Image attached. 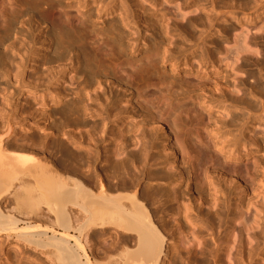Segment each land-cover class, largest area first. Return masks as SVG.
Instances as JSON below:
<instances>
[{
    "label": "bare ground",
    "instance_id": "obj_1",
    "mask_svg": "<svg viewBox=\"0 0 264 264\" xmlns=\"http://www.w3.org/2000/svg\"><path fill=\"white\" fill-rule=\"evenodd\" d=\"M150 1L156 2L155 8L145 7ZM161 1L136 0V16L152 36L140 47L136 41L142 38L141 29L131 13L135 0H0L1 243L14 240L20 254L26 247L38 250L50 264H182L181 247L191 264H205L195 248L197 230L191 231L192 243L185 239L187 228L204 215L196 201L207 204L208 209L217 205L216 212L232 220L234 215L228 217V191L220 185V178L240 189L237 205L241 211L247 210L260 194L264 195V150L258 136L255 133L250 142L255 149L245 150L239 148L241 139L236 137L243 135V126L260 117L250 102H238L224 95L217 98L209 91L218 85L227 87L230 57L249 51L247 34L234 36L233 47L225 50L218 68H214L211 50L206 47L207 36L214 48L219 44L210 33L218 22L209 12L220 13L225 20L233 19L239 24L246 17L245 22L254 27L248 40L260 41L262 53L256 61L242 65H254L259 79L264 80V22L255 26V19L264 12V0H237V6H230L225 0H210L209 7L207 0H182L181 5L188 7L187 17L160 7ZM197 8L206 15L195 13ZM103 14L111 18L101 21ZM115 14L121 16V21L113 18ZM169 15L184 23H173L165 29ZM203 18L208 19L207 26L201 22ZM32 20L50 28V44L44 46L50 51L42 57L49 73L60 67L54 73L62 74L66 71L64 61L75 60L73 77L83 78L68 100L64 93L56 91L49 97L48 102L57 105L54 108L41 98L45 123L33 125L36 129L26 119L12 121L20 94L38 88L21 84L24 79L19 67L27 49L22 53L20 47L26 46V38L15 26H30ZM199 25L202 51L197 58L201 63L212 64L213 70L202 73L192 62L187 66L186 61L180 72L179 57L188 50L194 53L198 46L192 42L182 47L183 39L189 37L191 26ZM219 27L222 38L227 39L228 28L224 24ZM166 31L180 37L170 42ZM168 60H173L170 70L162 65ZM13 65L16 71L11 80ZM11 83L18 87L8 118L4 105L10 101ZM140 84L145 86L140 88ZM113 85L124 88V93L129 91L125 102L132 111L120 106L122 97L112 90ZM89 88H93L91 95ZM253 88L258 91L250 94L261 100L264 87L256 80ZM216 106L227 107L228 111L245 110L253 119L242 118L233 127L236 136L226 140L225 135L218 133L224 132L222 128L232 130L230 124L220 121L219 115L211 111ZM52 115L57 120H50ZM176 116L187 117L192 129L180 126ZM59 131L65 137L56 140L59 156L53 157L45 139ZM157 131L162 133L164 153L154 148ZM136 132L138 140L132 137ZM67 144L73 149H68ZM100 160L101 168H97ZM31 179L38 181L36 185ZM248 195L251 196L245 199ZM8 196H14L18 206L28 205L31 210L19 211V215L7 210L4 200ZM240 214L241 225L258 227L257 219ZM237 229L241 234V226ZM47 248L54 253V260L43 252ZM6 262L4 257L0 264Z\"/></svg>",
    "mask_w": 264,
    "mask_h": 264
},
{
    "label": "rangeland",
    "instance_id": "obj_2",
    "mask_svg": "<svg viewBox=\"0 0 264 264\" xmlns=\"http://www.w3.org/2000/svg\"><path fill=\"white\" fill-rule=\"evenodd\" d=\"M164 1V2H163ZM189 1V0H188ZM217 1V0H216ZM228 1L227 3L230 4V6L238 5L237 0H225ZM231 1V2H230ZM237 1V2H236ZM161 6L160 7H165L171 10H176L177 12H182L185 17H187L188 13V7H184L182 4V0H173V1H168V0H162L161 1ZM207 6H210V0H207ZM133 4L131 6V13L134 14L135 19L138 21L139 28L141 29V34L142 38L140 41H136V43L139 44L141 47L145 43V39L148 40L152 36L151 30L148 29L145 23L141 22L139 18H137L136 10H137V4ZM149 3V4H147ZM145 3V7H150L154 8L155 3L150 1ZM151 5V6H150ZM164 5V6H163ZM218 5V3H217ZM251 5V4H250ZM96 8V6H95ZM195 7L193 6V9ZM218 9V6H216ZM259 12L262 10H258ZM204 10L197 8L195 13H200L202 17L206 15V12ZM205 14V15H204ZM210 16L215 15L217 22L210 30V33L212 34L213 37L216 38V40L219 42L214 48V44L209 43V36H207V45L206 47L211 50V60L213 61L214 68H218L222 63L220 62L223 59L225 50H229L233 47V38L236 36V34H247V41L246 44L249 47V51L244 52V55H238L237 57H230L229 62L232 63V67L227 68L228 76H227V87L218 85L217 88L210 89V93H212L213 96L217 98H232L235 99L238 102L242 101H247L250 102V106L253 108L254 113L258 114L259 119H255L253 123L249 122L247 126H243V135H238L236 136L237 132L234 130V125L237 124L238 122L241 121L242 118H246L249 116V118L252 120L253 117L246 112L245 110H232L228 111V108L224 106H216L211 109L212 112L217 113L219 115L218 119L220 121L225 122L230 124L229 128L232 131H228V128H222L223 133L220 132L218 135H225L224 139H232L235 136L241 139L239 148L241 150H245L246 148H251L255 149V146L250 144L252 142V138L254 137V134L256 133L258 136V142H260L261 146L263 147L262 150H264V88L262 90V98L259 100L257 97H253L250 92L253 90V92H257V88H253V84L256 83V80L258 84L262 87H264V80L259 79L258 76V69L253 65H247L243 66L242 64H250L253 61H256L257 59L260 58V54L262 53V47H261V42L259 41L258 43H251L249 42L248 38L253 36V29L251 25H249V21L245 22V18L242 19L241 23L239 24L235 20L231 19H224V17L217 12H209L208 13ZM168 17V16H167ZM111 18V15L106 16L103 14V16L100 17V20H109ZM113 18L121 21V16L119 14L113 15ZM205 19V20H204ZM36 20V19H35ZM206 21V22H205ZM34 22V23H33ZM205 26L208 24V19L203 18L201 21ZM222 22V23H221ZM227 22V23H226ZM264 22V12L261 13L259 17L255 19V26H258L259 24ZM35 22L34 20L31 21L30 26L29 25H24L21 26L19 23H16L15 26H17V29H21L20 33L25 39V45L23 48L20 47L22 50V53L26 50L25 53H23L22 57V65H20L19 69L22 71L21 75L23 76L24 81H22L21 75L19 76L20 78V83L23 85L25 84H30V85H38V88L30 91H24L23 93L20 94V104L18 105V108L16 110V113L13 114L14 119L12 121H17V120H22L26 119L28 125H38L42 126L44 122V116L41 113V98H45V101L48 102V99L50 96L55 94L56 92H61L64 93L65 99L68 100L69 98L73 97L74 94L72 93L76 87V84L80 82L81 80L83 81L82 76L78 78L77 80L74 79L73 74L76 71V66L77 63L75 64V60L71 63H68L69 60L66 59L64 61V64H66L64 67L66 71L62 74H55L54 70H57L60 67L55 68L51 73L46 69V65L42 64V57L45 56L50 51V47L47 49H44V46L46 45L47 42L50 44L51 40V34L49 31V27L46 26V23H39ZM173 23H184V20H179L178 18L172 17V15L168 17V19L165 21V29L168 30L170 24ZM224 24L228 28L229 32L227 33V39L222 38V33L220 31L219 25ZM46 26V27H45ZM219 27V28H218ZM47 28V29H46ZM201 28L200 25L195 27L191 26L189 28L190 34L188 38L183 39V45L182 47H188L191 45L192 42L198 43V46L196 50L193 52H186L183 53L179 58H180V66L179 69L180 72L185 68V62L187 61V66L191 65L199 70L200 72H206L210 71L211 69L213 70L212 64L206 63L204 64L203 62L201 63L197 55L202 51L201 49V43L199 42V34L201 33ZM15 27V30H17ZM23 29V30H22ZM249 29L250 31H247ZM29 31V32H28ZM248 32V33H247ZM49 35V36H48ZM188 36V35H187ZM166 37L171 41L174 39H178L180 36H172L171 31H166ZM181 37L184 38L183 35ZM20 38V40H22ZM16 42L17 46L18 45ZM21 44V43H19ZM28 46L29 49H28ZM26 48V49H25ZM229 48V49H228ZM28 54V55H27ZM72 53L69 54V56ZM186 55V57H184ZM233 56V55H231ZM24 58V59H23ZM68 58V57H67ZM195 59V60H194ZM197 59V60H196ZM221 59V60H220ZM233 59V60H231ZM251 59V60H250ZM16 61H20V59L16 58ZM220 60V61H219ZM184 62V63H183ZM235 62V63H234ZM74 63V65H73ZM173 63V60L170 61L168 60L166 63H163L162 65L167 68V70H170V64ZM55 65V64H54ZM190 65V66H191ZM242 66L241 68H236L237 66ZM15 65L11 66L10 71H11V77L16 71V68L14 67ZM186 66V67H187ZM250 66V67H249ZM243 68V69H242ZM23 69V70H22ZM232 69V70H231ZM263 76H264V69L261 71ZM230 73V74H229ZM53 74V75H52ZM174 74H177V70L174 71ZM72 77V78H71ZM13 80V77L11 78ZM17 82L16 84L20 85V83ZM3 85V79L0 78V85ZM106 84H108L106 82ZM18 85L10 84V90L12 95L9 94V102L4 105L5 109V114L6 117L9 118V116L12 115V109L14 108V97L16 94V88ZM145 84H140L138 87L143 88ZM114 92L119 93V96L122 97L120 106H124L125 108L128 107L130 111H132V107L129 103L125 102V98H127V94L129 91H125L124 93V88L120 87H115L114 85L111 87ZM93 88H89L87 91H89V94L91 95ZM151 87H148L147 90H150ZM100 90V89H98ZM146 90V89H145ZM143 90V92L145 91ZM15 91V93H14ZM151 91V90H150ZM222 92V93H221ZM126 95V96H125ZM11 96V97H10ZM13 96V97H12ZM45 96V97H44ZM261 101H263V104L261 105ZM89 102V100H88ZM48 105L50 108H54L57 105H55L53 102H48ZM127 106V107H126ZM124 108V107H123ZM131 108V109H130ZM218 110V111H217ZM228 111V112H227ZM219 112V113H218ZM135 114V113H134ZM177 119L175 118L176 122L180 124V126L185 125L186 127L192 129V126H190V120L187 117L183 116H176ZM51 119H56V116L52 115ZM178 120V121H177ZM263 121V122H262ZM182 123V124H181ZM178 125V124H177ZM218 125V124H217ZM252 126V127H251ZM34 127V126H33ZM34 129H36L34 127ZM66 130H70V128H65ZM228 131V132H227ZM40 132V131H39ZM158 132V131H157ZM227 133V134H226ZM160 131L157 133V136L155 137L154 140V148L162 150L164 153L165 150V145L164 142L162 141ZM132 137L136 138L137 140L139 139L138 133H132ZM65 137V134L62 135V131L56 132L53 135L50 136V138L45 139L48 141L47 143V149L49 150V153L53 157L59 156V151H58V146H56L55 143L57 141H61L62 138ZM243 139V140H242ZM36 140H39V137L37 136ZM57 140V141H56ZM86 141V140H85ZM68 149H73V147L69 144ZM83 145H86L85 142H83ZM244 145V146H243ZM244 147V148H242ZM84 150L87 149V147H83ZM263 153V151L261 152ZM260 153V154H261ZM91 164V162H89ZM87 162L83 164L84 167H86ZM97 168H101V160L96 163ZM44 178V177H43ZM40 180V179H39ZM220 185L222 188H224L226 191H228V196H229V201H228V209H230V213L228 217H232V220H226L224 216L218 212L217 210V205H214L212 208L208 209L207 204L200 203V200H197L196 203L197 205L200 206L201 204V210L204 213L201 219H196L194 222V226L190 225L191 227L187 228V232H185V239L186 241L188 240L189 243H192L194 240L192 238L191 231L197 230V240L195 241V248L196 251L199 255V258H202L205 260V264H264V195L260 194L257 198L252 200V203L249 205V208L247 210H240L238 208V200L239 196L238 193L240 192V189L235 188L231 186L229 182H225L220 178ZM32 185H36V181L31 179ZM30 181V182H31ZM223 181V182H222ZM38 182V181H37ZM230 184V185H229ZM224 186V187H223ZM230 186V187H229ZM216 190V189H215ZM214 190V191H215ZM263 192H264V186H263ZM216 196V195H215ZM217 196H219V193H217ZM216 196V197H217ZM251 195L246 196L245 199H248ZM14 196H8L4 200V206L7 210L12 211L16 215H19V211L21 212H29L31 210V207L28 205H22L21 207L18 206L17 200ZM184 203H187V199H183ZM222 207V205H221ZM230 207V208H229ZM223 208V207H222ZM13 209V210H12ZM210 210L208 213V216H206V212ZM224 210V209H222ZM241 213L240 215L242 217H248L251 220L253 218L258 220V227L255 228H249L247 226L241 225V218L238 217V213ZM241 226L242 233L238 231V227ZM0 241L2 250L0 251V261L4 260V257H7L8 262L5 264H50L47 262L46 258L40 251H33L32 248L26 247L22 249L21 254L19 251L15 249V241L13 240H5L3 243ZM182 245H180L181 247ZM208 247V250L206 251L205 247ZM50 250V251H49ZM40 252V253H39ZM43 252H46L45 254L48 255V259L54 260L55 255L52 253L51 249H45ZM49 252V253H48ZM5 253V254H4ZM51 254V255H50ZM204 254L205 257L203 256ZM217 254V256H216ZM46 255V256H47ZM181 255H182V264H191V260H188L186 258V253L184 252V249L181 247ZM21 258H20V257ZM54 256V257H53ZM18 258V259H17Z\"/></svg>",
    "mask_w": 264,
    "mask_h": 264
},
{
    "label": "crops",
    "instance_id": "obj_3",
    "mask_svg": "<svg viewBox=\"0 0 264 264\" xmlns=\"http://www.w3.org/2000/svg\"><path fill=\"white\" fill-rule=\"evenodd\" d=\"M98 258H100V259H101V256H99V255H98Z\"/></svg>",
    "mask_w": 264,
    "mask_h": 264
}]
</instances>
